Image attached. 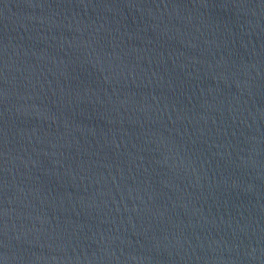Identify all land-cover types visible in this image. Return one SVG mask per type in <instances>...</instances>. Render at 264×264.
Segmentation results:
<instances>
[{
  "label": "water",
  "instance_id": "water-1",
  "mask_svg": "<svg viewBox=\"0 0 264 264\" xmlns=\"http://www.w3.org/2000/svg\"><path fill=\"white\" fill-rule=\"evenodd\" d=\"M0 264H264V0H0Z\"/></svg>",
  "mask_w": 264,
  "mask_h": 264
}]
</instances>
